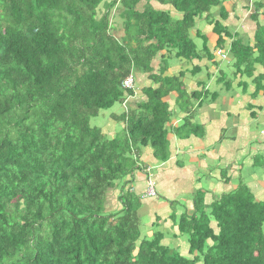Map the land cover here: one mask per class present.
I'll use <instances>...</instances> for the list:
<instances>
[{
    "label": "trees",
    "instance_id": "trees-1",
    "mask_svg": "<svg viewBox=\"0 0 264 264\" xmlns=\"http://www.w3.org/2000/svg\"><path fill=\"white\" fill-rule=\"evenodd\" d=\"M105 1L0 0V264H264V142L249 165L262 168V179L242 176L237 158L238 172L229 177L223 168L216 179L234 187L209 204L205 196L215 187L199 184L204 173L184 205L165 196L174 181L159 188L151 174L157 165L139 163L146 148L154 165H165L170 138H203L192 123L195 106L224 94L231 101L237 89L245 95L247 79L251 98L264 97V0ZM228 4L232 14L247 11L251 40L226 24ZM199 21L205 25L195 30ZM209 37L226 59L214 61ZM171 63L180 65L176 72ZM256 67L261 72L253 76ZM228 69L239 79L235 86ZM186 72L195 80L190 92ZM213 76L218 90L207 88ZM136 87L143 97L137 103ZM112 109L108 118L122 128L116 138L94 123ZM140 181L146 198L157 201L145 235ZM160 205L169 216L157 217ZM160 222L187 250L161 244Z\"/></svg>",
    "mask_w": 264,
    "mask_h": 264
},
{
    "label": "rangeland",
    "instance_id": "rangeland-1",
    "mask_svg": "<svg viewBox=\"0 0 264 264\" xmlns=\"http://www.w3.org/2000/svg\"><path fill=\"white\" fill-rule=\"evenodd\" d=\"M109 1L111 0H106L105 3H108ZM149 5L151 4L149 3ZM103 6L104 3L98 8V18L104 12ZM138 7L140 8L141 5H139ZM227 9H230V5L227 6ZM168 11L170 12L169 8ZM171 16L174 17L175 14L173 16V12H172ZM114 21L121 25V22L117 20V17H115ZM260 22L263 24L264 20H260ZM196 24L197 25L195 26L196 27L195 30L197 28L201 29L205 25L201 21L197 22ZM226 24L234 27L236 30L235 32L238 33L239 37L245 38V36L246 37L249 36L248 39L249 40L252 39L251 33H253L255 26L254 24H251L248 21L247 11L240 10L235 12L234 14H232V16L229 18ZM195 40L199 48L201 41L197 39ZM212 44H213V40H211L209 37L207 47L209 48L210 52L213 55L215 53L214 61L219 62L220 60L223 61L224 59H226V58H222L221 54L217 55L218 50L215 49L213 50ZM174 63H171V65L173 64L172 66H174L172 68V72H176L177 68H179L180 66L179 64L175 65L176 63L175 64ZM209 65L210 63L208 64V67ZM153 66H154V70H156V62L153 63ZM187 68L191 69V65L188 64L182 65V69H187ZM232 71H233L232 69H228V75L230 78L232 75ZM259 72H261V69L256 67L253 76H257ZM185 74L189 75L185 77L184 83L186 85L187 92H190L195 88L194 87L195 80L190 77V72L189 73L186 72ZM141 79H145V78L142 77ZM215 79H216L215 76H213L210 79V81L207 84V88L213 87L216 90L219 89L220 86L215 85ZM238 80H239L238 78L236 79L231 78L232 85L235 86L238 83ZM146 83L147 82L145 80H141L138 86L140 88L147 87ZM246 83L248 85L245 90V95H242L240 93V89H237L235 97L231 101L230 100L228 101L230 96H228V94H224V98L227 99H223L219 102H216V104L203 105L201 109H197V107L195 106L194 118L192 119V123L200 125L202 127V131L204 130L203 138L197 139L194 137L192 138L190 136L187 140L177 141L171 138L168 139L169 135H171L168 133L167 135V139L169 141L168 152L170 158L169 161L165 163V165L153 164L155 162L151 160L150 149L145 148L140 152L139 155L140 164L150 163L149 167L157 165V168H159V172H157V170L155 172H151V174L153 173V176L158 186L159 184L165 186L168 182L171 183L174 181L175 187L172 189V191L167 192V189L165 190L166 193L165 196L167 199L176 203H178L179 201L181 204L188 205L190 203L189 196L191 195L193 189L197 187L198 184L196 183V180L197 178L202 176V173H204L203 176L205 177V179H202L199 184L202 186L204 184L206 187H215L212 193L207 194L205 196V202L207 204H209L211 200L215 198L214 196L217 195L219 196L223 192L228 193L229 190L234 187L233 186L234 184L230 182L228 184L229 186H225L219 180H216L218 178L217 174L219 176L220 172L224 171L223 168H227L226 170L228 171V176L229 177L234 176V174L237 173L238 170L240 169L236 161L237 158L240 160V162L242 161V163L244 164L242 170V176L254 174L253 175L254 179L255 178L262 179L261 178L263 176L262 168L255 169V167L252 166L249 167V165L250 163L251 164L253 163L254 159L252 158L258 154H261L260 150H263L261 145L264 142V97L258 94V96H256L255 99L253 100L251 98V94L254 91V86L250 84V80L248 79L246 80ZM139 90L140 89L136 87V90L134 91V96H136V99L138 98L136 103L140 102L143 99L142 94L141 92H139ZM132 100L135 101V98H133ZM167 100L170 104H172V101L170 99ZM128 102H130L129 98H127V100L125 101V106L128 104ZM132 105L134 104H131V107L133 108ZM249 105L251 107H249ZM117 110L118 112H121L124 109L119 108L117 106V109L115 111ZM250 110H254L256 114L254 119H251L249 117ZM111 112L114 113V109L110 110L107 113H104L103 114L104 116L100 115L98 119L95 120L94 123L103 133H106L109 138H116L120 136L122 132V128L120 124H117V122L114 123L108 118V114H110ZM179 119L180 116L178 115L177 121ZM179 124L180 122H177V125ZM168 130L169 129L167 128L166 131ZM216 138H219L220 140H216ZM207 141L210 144H207ZM233 160L235 161L236 166L233 164ZM178 162L179 164L177 166ZM136 174L137 173L134 174V177L139 176V174L138 175ZM134 180H137V178ZM215 181L219 182V184L216 183ZM261 181L259 182L260 185L262 186V190L264 191V182ZM250 187L253 188L252 184H250ZM138 190L139 192H141V194H143L142 197L146 198L145 196L146 185L144 184L143 181L139 182ZM139 192H135L134 195ZM156 192H157V188H156ZM117 195L118 193L114 191L111 196V204L114 206ZM257 195L259 194L255 193L254 196ZM140 203L141 206H143V208L138 212V214H140L139 216L140 226H141L140 231L142 235L143 234L145 235L147 232L149 234V231L151 230L152 227L150 224V217L147 216V211H149L150 213L152 211L153 206H156L157 201H155L154 198L151 199L146 198V199H141ZM159 207L160 208L157 209L156 211L157 217L169 216L170 210L168 208H165L166 207L165 205L164 206L160 205ZM115 208H117V206ZM177 209H181V206L179 205ZM161 224L162 223L160 222L159 223L160 227H158L159 229L156 228L157 230H160V232L163 234V239L161 241V244L164 246L169 244V247L173 250L174 249L180 250L182 249V247L183 250H187L186 240L180 237L173 240L171 238V235L177 234L176 230L171 229L170 228L171 226L167 225L169 223H165L163 225ZM181 253L184 252L182 251Z\"/></svg>",
    "mask_w": 264,
    "mask_h": 264
},
{
    "label": "built area",
    "instance_id": "built-area-1",
    "mask_svg": "<svg viewBox=\"0 0 264 264\" xmlns=\"http://www.w3.org/2000/svg\"><path fill=\"white\" fill-rule=\"evenodd\" d=\"M217 55H220V52L219 51H218ZM121 87L123 89H131V87H132V80H131V77L130 76L127 77L125 80H123ZM147 194L148 195H152V189L150 187L147 190Z\"/></svg>",
    "mask_w": 264,
    "mask_h": 264
},
{
    "label": "crops",
    "instance_id": "crops-1",
    "mask_svg": "<svg viewBox=\"0 0 264 264\" xmlns=\"http://www.w3.org/2000/svg\"><path fill=\"white\" fill-rule=\"evenodd\" d=\"M249 3V2H248ZM229 6V5H228ZM232 5H230V9H226L227 11H229V14H232V11H235V9H233L232 7H231ZM232 8V9H231ZM236 11H238V10H236Z\"/></svg>",
    "mask_w": 264,
    "mask_h": 264
},
{
    "label": "clouds",
    "instance_id": "clouds-1",
    "mask_svg": "<svg viewBox=\"0 0 264 264\" xmlns=\"http://www.w3.org/2000/svg\"><path fill=\"white\" fill-rule=\"evenodd\" d=\"M127 77H129V76H127ZM127 77H126V78H127ZM122 82H123V81H122ZM121 85H122V83H121ZM121 88H122V87H121ZM122 89H123V88H122ZM123 90H126V91H127V90H130V89H123Z\"/></svg>",
    "mask_w": 264,
    "mask_h": 264
}]
</instances>
